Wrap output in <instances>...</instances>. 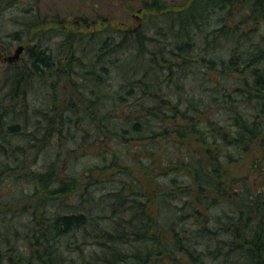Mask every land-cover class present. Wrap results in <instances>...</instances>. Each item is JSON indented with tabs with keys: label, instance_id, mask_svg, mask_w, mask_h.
<instances>
[{
	"label": "trees",
	"instance_id": "1",
	"mask_svg": "<svg viewBox=\"0 0 264 264\" xmlns=\"http://www.w3.org/2000/svg\"><path fill=\"white\" fill-rule=\"evenodd\" d=\"M40 2L0 0L26 42L0 90V264H97L74 261L78 235L98 264H264V176L246 174L264 172V0H141L140 26ZM50 78L79 86L28 115Z\"/></svg>",
	"mask_w": 264,
	"mask_h": 264
},
{
	"label": "rangeland",
	"instance_id": "2",
	"mask_svg": "<svg viewBox=\"0 0 264 264\" xmlns=\"http://www.w3.org/2000/svg\"><path fill=\"white\" fill-rule=\"evenodd\" d=\"M40 8L42 10V12L44 13V15H51L55 12H60V15L63 17H66L68 20H73L76 16V14L79 11H84L86 12V14L88 16H94L96 13H99V15H107L110 16V18L112 19L111 22H118L121 20H125V22L129 23V24H133L134 25H139L141 24V14L139 12V8H140V3L141 0H40ZM167 2H170L169 4L173 5L174 3L176 4H182L183 0H167ZM54 3V6H52ZM50 6H52L50 8ZM94 18V17H93ZM96 21L100 20L98 17H95ZM75 23V22H74ZM1 27H0V90L2 91H7L9 85L7 84L5 87H1V84L3 82V75H4V70L6 67L10 65H15V64H21L22 63V58L25 56V50H24V46L26 44L25 41H20V42H12V39L10 37H3L2 32L4 30L10 31L14 28H16L18 25H15L16 23H12L9 20H7L6 17H3L2 22H1ZM261 29V31L264 32V23L262 24L261 27H259ZM59 37L54 36L52 37L50 40H47L48 42H45L46 44H48L49 47L53 48L55 51L57 50L56 47L59 45L58 41H59ZM222 41V40H220ZM22 46V50L19 52L18 56L16 58L13 57V55L15 54V50L18 48V46ZM243 46H245V44H242ZM256 46H260L264 48V43L263 44H259V42L254 46L251 45L249 47V49L251 50V52L256 53L258 51V49L260 47H256ZM258 54V52H257ZM82 55V54H81ZM118 55V54H117ZM128 55L131 56V54H120V57H129ZM255 55V54H252ZM248 57H251L250 54H247ZM124 61V60H123ZM63 67V66H62ZM51 72V71H50ZM211 76V81L214 79V73H210ZM194 78L196 76H193ZM73 80L75 81L76 84L71 83L70 78H64L62 83L60 85H56L54 88L51 87L50 83H52L53 81L58 82V80H56V78H50V80H46V83L44 85L43 82L39 83L36 82L34 83L31 87H33L32 90L28 91L26 94H24L25 96L29 94L28 98H24V100L26 102L29 103V108L27 109L28 112L27 114L29 115L33 113L34 107H46L47 102L50 100V96L55 92L56 87H60L62 89L68 90L69 91H74L73 87H78L79 86V82L77 81V79L73 78ZM30 87V88H31ZM189 93H187L188 96ZM22 95V94H21ZM1 97V94H0ZM186 96H183L181 99L182 102V106H184L186 103L184 102ZM1 100V98H0ZM20 105L22 107H24V103L20 102ZM33 109V110H32ZM26 110V111H27ZM18 119H21V117H23L22 113L18 114ZM17 119V120H18ZM33 122V120H32ZM31 124V123H29ZM30 126V125H29ZM89 149V148H88ZM36 151V149H33L32 151V155L27 156V160L28 161H37L38 158L41 157V159L44 161L43 162H47L49 163L52 160V155L51 153H48L46 150L44 151H40V152H34ZM79 156V160L77 159L76 164L79 165L83 158V155H78ZM23 157V156H20ZM93 161L95 159H92ZM244 163V162H243ZM37 165L40 164H36L34 165L35 167ZM264 166V164H262V167ZM247 171V164L243 165V168L238 169L237 173H245ZM3 173H5L3 171ZM246 174H249L250 176V180L254 181L253 184L254 186H261L262 184V176H264V172H260V168H256L252 171L251 168L248 169V172H246ZM6 175V174H5ZM15 182V188L14 190L16 191L15 194H20V192H22V190H20L21 187H23V198L26 201V193L29 192V187H31L29 180L27 178H21L20 176L16 178ZM3 189H5V186L2 185V182L0 181V192H3ZM28 213H25L23 215L25 220L27 218ZM24 222V221H23ZM100 227H102V223L99 224ZM72 242H79L82 244L81 247V252L78 253L77 255L73 252L74 250L79 252L78 248L74 249L72 247V256L74 258L75 262H81V260H83V258H85V260H92V262H95L98 264L97 262V255L98 253H100L101 249L99 248V246L97 245L96 241L93 240L91 238V235H88L86 239H84L83 236L78 235L77 239H73L71 240ZM85 242V243H83ZM130 245V243H128L127 247H125V250L127 252H131L133 249L128 247ZM79 247V248H80ZM71 250V249H70ZM78 255H80V257H78ZM94 256V257H93ZM82 258V259H81ZM95 258V259H94ZM99 264H103L102 262H99ZM161 264V263H160Z\"/></svg>",
	"mask_w": 264,
	"mask_h": 264
},
{
	"label": "water",
	"instance_id": "3",
	"mask_svg": "<svg viewBox=\"0 0 264 264\" xmlns=\"http://www.w3.org/2000/svg\"><path fill=\"white\" fill-rule=\"evenodd\" d=\"M22 50V46H18V48L15 50V54L13 55L14 58H16L19 54V52Z\"/></svg>",
	"mask_w": 264,
	"mask_h": 264
}]
</instances>
